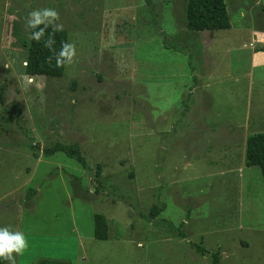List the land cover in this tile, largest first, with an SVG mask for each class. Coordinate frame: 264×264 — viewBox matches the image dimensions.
<instances>
[{
	"label": "rangeland",
	"instance_id": "obj_1",
	"mask_svg": "<svg viewBox=\"0 0 264 264\" xmlns=\"http://www.w3.org/2000/svg\"><path fill=\"white\" fill-rule=\"evenodd\" d=\"M151 1L0 0V226L29 241L15 264H264V178L245 164L264 133V0H225L231 28L204 31L188 0ZM43 8L76 47L62 77L25 72ZM58 142L88 166L45 156Z\"/></svg>",
	"mask_w": 264,
	"mask_h": 264
},
{
	"label": "trees",
	"instance_id": "obj_2",
	"mask_svg": "<svg viewBox=\"0 0 264 264\" xmlns=\"http://www.w3.org/2000/svg\"><path fill=\"white\" fill-rule=\"evenodd\" d=\"M146 3L151 5L152 1L146 0ZM186 21L188 29L192 31L230 29L232 26L225 0H188ZM49 33H54L55 44L53 45V51L43 46V40L48 38ZM64 43H69L68 32L66 30L55 32L54 27L51 25L46 30L45 37L40 42L33 41L30 38L26 40L25 47L27 48L28 54L25 66L26 74L29 76L46 75L62 77L66 70V64L58 67L55 56ZM57 152H63L84 167L88 166L87 160L78 144L58 142L52 147L43 150L44 155L47 157ZM245 164L248 167L259 166L264 178V133L249 136L246 144ZM161 210L162 208L154 207L150 215L154 216ZM94 221L95 238L107 240L109 238V226L106 216L96 214ZM195 247L202 255L209 253L200 245H196ZM212 257V264H220L219 251L213 253ZM0 264L8 263L4 260L0 261Z\"/></svg>",
	"mask_w": 264,
	"mask_h": 264
},
{
	"label": "clouds",
	"instance_id": "obj_3",
	"mask_svg": "<svg viewBox=\"0 0 264 264\" xmlns=\"http://www.w3.org/2000/svg\"><path fill=\"white\" fill-rule=\"evenodd\" d=\"M59 14L54 8L33 10L25 18V26L32 29L30 39L40 42L50 25H55L54 31L63 30L62 24H56ZM55 44L54 33H49L43 40V46L53 51ZM76 56V47L72 43H64L56 53L55 59L58 67L71 64ZM29 246L26 232L15 230L11 226H0V261L7 260L9 264H15V257L23 255Z\"/></svg>",
	"mask_w": 264,
	"mask_h": 264
},
{
	"label": "crops",
	"instance_id": "obj_4",
	"mask_svg": "<svg viewBox=\"0 0 264 264\" xmlns=\"http://www.w3.org/2000/svg\"><path fill=\"white\" fill-rule=\"evenodd\" d=\"M260 34L263 35L264 33H260ZM258 43H259L260 50H263L264 49V41L258 42ZM252 61H253L254 65H264V51H260V52L256 53V50H255V52L252 55ZM109 237H110V235H109ZM6 262H7V260H6Z\"/></svg>",
	"mask_w": 264,
	"mask_h": 264
}]
</instances>
